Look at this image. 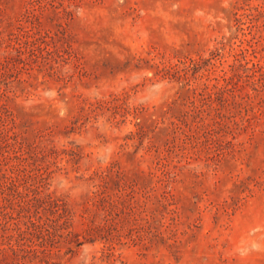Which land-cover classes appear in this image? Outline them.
Wrapping results in <instances>:
<instances>
[{"label":"rangeland","instance_id":"rangeland-1","mask_svg":"<svg viewBox=\"0 0 264 264\" xmlns=\"http://www.w3.org/2000/svg\"><path fill=\"white\" fill-rule=\"evenodd\" d=\"M0 264H264V0H0Z\"/></svg>","mask_w":264,"mask_h":264},{"label":"trees","instance_id":"trees-1","mask_svg":"<svg viewBox=\"0 0 264 264\" xmlns=\"http://www.w3.org/2000/svg\"><path fill=\"white\" fill-rule=\"evenodd\" d=\"M254 65V67L256 66V65H258V63H254L253 64ZM260 67V66H259ZM218 90H220V91H223V89L226 87V85H223V84H221V85H218V84H216V85H214Z\"/></svg>","mask_w":264,"mask_h":264}]
</instances>
